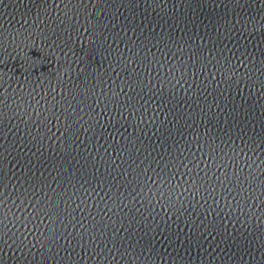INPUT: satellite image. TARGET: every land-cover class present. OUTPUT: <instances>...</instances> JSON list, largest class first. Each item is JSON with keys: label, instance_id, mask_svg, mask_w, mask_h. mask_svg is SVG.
Wrapping results in <instances>:
<instances>
[{"label": "water", "instance_id": "95a60500", "mask_svg": "<svg viewBox=\"0 0 264 264\" xmlns=\"http://www.w3.org/2000/svg\"><path fill=\"white\" fill-rule=\"evenodd\" d=\"M231 8L226 0H0V264H49L44 257L50 229L62 237L56 243L60 256L66 254L77 264H106L100 251L89 260L97 246L115 256L114 245L123 254L121 245L131 243L136 249L147 241L163 264H259L264 256V198L229 191L221 196L218 191L201 199L193 193L190 202L169 206L138 197L131 180L120 186L130 170L135 176L138 166L155 170L173 154L183 160V146L192 149L204 136L224 153L243 159L246 167L232 161L237 173L252 168L253 179L264 181V149L249 143L264 124V91L253 86L262 78L264 58L252 53L255 36L241 33L240 44L225 38L221 24L231 19ZM240 11L264 18V0H253ZM241 57L239 71L224 66ZM181 58L191 63L194 75L174 79V73L153 71V59L162 60L163 69ZM133 72L145 91L143 106L129 115L119 99L129 95L126 80ZM245 76L249 79L243 80ZM85 85L97 96L102 90L95 104L87 89L85 104L79 95H69L70 89ZM108 94L106 105L102 101ZM169 94L183 121L179 139L161 138L162 125L174 131L180 122L173 123L174 113L157 103ZM53 96L57 101L66 97V104L73 101L76 115L57 121L46 111ZM79 108H88L89 114ZM241 112L246 120L237 119ZM92 113L98 117L95 123ZM66 123L75 132L71 142L62 135ZM191 137L198 140L190 143ZM134 143L140 145L136 156L126 160L122 149L131 150ZM141 147H148V153ZM73 153L85 162L78 175ZM69 167L72 177L65 174ZM176 170L174 179L183 176L187 182L185 169ZM232 171L228 169L229 175ZM108 176L112 181L106 187L99 181ZM69 179L88 196L71 204L67 213L45 208ZM42 212L56 215L50 220ZM90 231L100 239L90 241ZM245 242L248 247H241ZM57 264H62L59 258Z\"/></svg>", "mask_w": 264, "mask_h": 264}, {"label": "snow or ice", "instance_id": "6c2138e0", "mask_svg": "<svg viewBox=\"0 0 264 264\" xmlns=\"http://www.w3.org/2000/svg\"><path fill=\"white\" fill-rule=\"evenodd\" d=\"M79 3V0H77ZM226 3L231 4V19H225L221 24L223 31L225 33V38L227 39L231 36L232 39L236 40L237 44L241 43L240 34L243 33L245 37L255 36V39L251 41V50L252 53L255 52L257 56L264 58V18L260 16H253V14L249 11L248 13H244L240 11L242 8H250L253 4V0H226ZM239 15V18L237 16ZM243 44L245 46L249 45V40L244 39ZM259 48V51H257ZM119 59H123L122 57H118ZM131 59V58H130ZM243 57L235 63L228 64L225 62L224 66L227 68L235 69L236 71L240 70V65L243 61ZM189 61H191V57H189ZM189 61H184L181 58L180 61H177L176 64L164 65L163 69L160 68V65L163 64V61L157 62L155 59L152 60L153 71L159 73L163 71L164 75L167 76L170 73H174L175 77H179L183 79L185 76L194 75V70ZM131 62L134 64L135 60L132 59ZM199 63V60L196 61ZM127 64V61H125ZM187 64V68L185 65ZM68 71V69H65ZM203 72V69H201ZM262 78L260 82L253 85L258 88L260 91H264V68L261 69ZM220 75L225 74L224 72L219 73ZM249 79L247 76L244 77L243 80ZM95 84V81L92 82ZM126 83L131 84V91L128 96L119 99L120 105H126L128 107L129 115L132 114L133 111H139L143 106V100L141 97L145 91V87L141 85L139 82V77L136 76L135 72L132 73V76L127 78ZM85 89L91 92L93 99V104L96 103V100H99L101 96H103V92L101 90L100 95L97 96L96 92L92 87L85 85L84 89H70L69 95L75 97L79 95L81 102L85 104L84 96ZM55 91V89H53ZM137 91H139V95H137ZM109 94L102 102L106 105L109 102ZM119 98V94L117 95ZM66 97H61L59 101L56 100L55 96L52 97V102L49 105L46 111L51 110V116L55 117L57 121L60 120L62 116H73L76 115L77 108H71L70 105L73 101H68L65 103ZM107 101V102H105ZM139 101V103H138ZM158 104H163L166 106V110L170 112L172 115L173 123L180 121L177 123L176 129L173 131L171 127L165 129L163 125L161 126V138L172 137L173 139H179L181 128L183 125V121L181 120V113L175 111V107H172L174 101L172 99L171 94L165 99L163 96L157 101ZM113 110L116 109L117 105L115 101H112ZM53 109H58L57 111H53ZM79 111L83 115H88L89 111H85L83 108H79ZM93 123L98 119L95 113H92ZM82 119V116L79 117ZM237 119L243 121L247 119V116L243 112L239 114ZM50 123V121H49ZM117 124L120 123L119 119L116 121ZM135 123H139L137 120ZM79 126V125H77ZM63 127L62 135L67 137V141L71 142L72 136L75 135L71 127V123H66L65 125H61ZM188 135V133H185ZM192 139H197L196 137H191L189 142L191 143ZM131 141V137L129 138ZM159 143V141H157ZM249 143L253 146V149L259 148L264 149V124L261 125V133L259 136L253 132L252 138ZM140 147L139 144H133L131 150L124 148L122 152H124V156L126 160L131 161L133 157L136 156L135 148ZM184 151L186 155L183 160H180L179 156L173 154L172 156L165 157L164 160H161L160 165L155 167L153 170L152 165H144L138 166L135 169V176L133 177V173L130 170L128 176L125 181L121 183V187L124 186V183H127L129 180L139 189L137 196L143 197L145 200H155L156 203L163 202L169 206H182L183 203H188L189 197L196 193L203 199L204 196H208L209 193L215 194L219 191L220 195L223 196L225 191H229L230 193H236L238 196L242 198H246L250 195H256L257 198H264V181H260L257 183L253 177L256 175V172L253 171L252 168H249L247 173L241 171L237 173L235 171V165H233V160H240L241 165L246 167L247 165L244 163L243 159L238 155H234L233 153H224L220 150V145H218L214 140H212L208 136H204L202 144H194L192 149H188L187 145H184ZM140 150L145 154L148 153V147H141ZM162 155V153H161ZM253 155H255V151H253ZM159 159V156H157ZM177 161H179V165H177ZM71 163L76 168V174L78 175L80 168L84 165V161L77 160V157L73 153L71 157ZM264 165V164H261ZM260 165V169H264ZM177 166H181L185 169V175L188 176L187 182H184V177L181 176L179 180L174 179L176 175H179ZM132 165L129 164V168L131 169ZM232 168L233 171L231 175H229L228 169ZM171 169V171H169ZM191 169L189 172L188 170ZM224 169L223 174H219L220 170ZM259 171V169H257ZM149 173H151L149 175ZM67 176L72 177V169L69 167L65 173ZM264 175V172L261 173ZM103 175V174H102ZM115 175V173H113ZM123 175V173H120ZM119 179V177H116ZM112 181V176H108L106 179L99 181L105 184L107 187L108 183ZM82 181H79V184H82ZM255 184V189L252 188V185ZM88 196V193L83 190V188L77 187V183L72 179H69L66 183V187H61L58 190V193H54L55 199L47 200V203L44 205L45 208H48L51 205L53 208L58 209L61 212L67 213L71 204L76 203L77 201L83 202L84 198ZM39 202V201H38ZM37 202V203H38ZM2 214V211H0ZM42 215L48 217L50 220H53L56 213L52 212H42ZM0 225H2V219H0ZM49 244L47 246L48 256L44 257L45 260L49 261V264H57V259L59 258L62 264H77L76 260H73L71 257L60 256L56 243H58V237H60L59 233H53L51 229L49 230ZM88 239L94 243L96 239H100L98 234L93 235L90 231L88 235ZM261 241H264V234L260 237ZM231 240V237L228 240H225V246H227L228 242ZM52 241H55L53 244ZM103 242V241H102ZM198 243V242H195ZM150 241H147L143 245H137L136 249H132L131 243L125 248L121 245V249L123 250V254L121 251L116 250V246H113L112 251L116 253L115 256L112 255L111 252H108L107 248L100 250L99 246L96 249L91 250V255L89 256V260H91L93 255H96L97 251H100V255L104 256V260L106 264H114L117 258L120 259V264H124V261L127 259L128 264H163L161 254L155 252L150 248ZM241 247H248L247 242H245ZM133 252L135 255H133ZM107 253V254H105ZM50 257V259H49ZM79 260H82L83 257H79ZM211 264V261H209ZM220 264H224V261L221 260ZM259 264H264V256L259 257Z\"/></svg>", "mask_w": 264, "mask_h": 264}]
</instances>
